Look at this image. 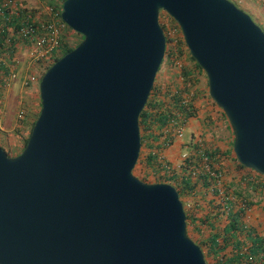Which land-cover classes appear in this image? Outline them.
<instances>
[{"label":"water","instance_id":"1","mask_svg":"<svg viewBox=\"0 0 264 264\" xmlns=\"http://www.w3.org/2000/svg\"><path fill=\"white\" fill-rule=\"evenodd\" d=\"M162 12L264 177V31L231 0H66L82 42L40 80L23 152L0 146V264H208L176 187L134 174L140 116L163 65Z\"/></svg>","mask_w":264,"mask_h":264},{"label":"built area","instance_id":"2","mask_svg":"<svg viewBox=\"0 0 264 264\" xmlns=\"http://www.w3.org/2000/svg\"><path fill=\"white\" fill-rule=\"evenodd\" d=\"M42 1L43 4L35 10L25 7L18 0H4L0 5L1 94H3L4 90H9L17 79L20 70L24 71L22 84L25 88L39 83L41 77L38 70L47 68L60 52L62 36L66 28V24L60 21V18L63 4L66 0ZM253 1L264 7V0ZM166 30L169 39L178 43L174 35L179 31L177 25L168 23ZM23 53H26L24 66L21 63ZM179 67L182 68L183 65L179 64ZM185 105L191 111V108L187 104ZM26 111L23 107L21 108V118L25 116ZM186 124V122L182 121L179 113L169 116L167 127L163 131L162 154L157 158L161 164L160 170L150 175L154 178H171L178 183L183 178L180 170H184L189 166V171H187L188 179L200 181V178H206L208 183L206 188H208L211 195L228 203L224 211L230 214L233 211L231 203L235 202L237 197L229 192L227 185H225V175L217 167L219 165L217 157L216 155L211 157L208 154L202 138L193 137L191 143H183V152L176 164H173L166 156H163V153L170 149L176 141L182 140ZM179 171L181 172L180 174H178ZM243 180L247 182L250 178L244 177ZM202 183L204 182L202 181ZM185 195L187 200L184 206L188 210H192L195 200L190 198L191 195L188 190Z\"/></svg>","mask_w":264,"mask_h":264},{"label":"trees","instance_id":"3","mask_svg":"<svg viewBox=\"0 0 264 264\" xmlns=\"http://www.w3.org/2000/svg\"><path fill=\"white\" fill-rule=\"evenodd\" d=\"M162 13L160 15V23L163 27L167 39L166 54L163 64L166 61L169 62L170 69L171 71H173L169 75V78L172 81L166 84H159L156 78V82L152 89L148 103L140 116L139 123L142 137V149L134 173L136 172L139 165H141L142 169H145V167H147L148 169H154L155 172H158V170H160L159 168L161 164L157 159V149H160V147L162 149L163 131L167 127V120L169 119V116H173L175 113H179L181 115L182 121L187 123L188 120L197 118L199 114L198 109H196L195 107V102H197V98L200 95H198V92H195V97H193L194 95L191 94V91L198 85V71L202 72L203 74L205 72L197 64L195 59L192 58L191 55H189V57L190 60L194 62V67L183 65L181 69L178 68V62L183 57V52L181 51L180 47L186 44L183 39L182 42L179 43V47L175 48L169 46V42H171V40L168 37L166 25L163 22ZM170 19L177 25V23L171 17ZM60 21L63 22L62 17L60 18ZM177 27L179 28L178 25ZM66 28L67 30H71L73 33H75L67 25ZM64 33L65 30L62 36V45L60 48V52L55 56L53 62L50 64V67L61 57L65 56L67 53L75 49L84 39L83 36H81L80 41L72 46L70 45L69 40H66V36H64ZM50 67H48L47 70ZM179 80L182 81L183 87L181 86V83L179 85ZM185 104H187L191 108V111L188 110ZM222 114L224 118L227 119L223 112ZM35 122L36 121L31 124L32 129ZM29 137L26 138L23 143L24 148L27 145ZM233 145L234 142L232 146ZM23 150L24 149H22V152ZM22 152L16 155H11L9 152L7 153L11 157H16ZM207 152L211 157H213V155H216L210 150H208ZM235 160L238 164L239 170H248L238 163L236 156ZM255 175L256 178H252L251 182H248L247 184L254 191H258L259 189L264 188V183L262 182L264 181V177L257 173H255ZM135 176H137L140 180L147 182L145 179L140 178L138 175ZM206 180V178H200V182H204L201 185L199 181L192 183V181L188 179L187 171H183V178L177 185L173 183L174 181L171 178L166 177L156 178L154 183H166L173 185L177 188L183 201L186 196L185 193L187 190L192 197L196 198L199 195L201 196L202 194H198L200 189L204 190L203 188L208 187V183L206 182ZM238 196L240 198L242 207H240L236 212H230L228 217L229 224L224 227L223 230L214 232L216 231L215 227H211V231L213 232V234H211L212 237H210L208 240H205L204 238L205 235L202 229V224H197L196 222V210L199 211L200 205L198 204L195 207L194 212H191L185 207V211L187 214L188 234L195 241V243H197L202 248L206 260L208 259V257H211L213 260L215 259V264H264V237L259 235L256 230L247 228L243 224L242 220L246 210L251 208L255 203L252 201H248L247 198L241 193H239ZM240 236H243L245 238V241L240 240ZM220 240L222 242H220ZM245 242H249V248L246 251L243 248ZM229 248H231L230 253L222 257V255L224 254L223 252H225Z\"/></svg>","mask_w":264,"mask_h":264},{"label":"rangeland","instance_id":"4","mask_svg":"<svg viewBox=\"0 0 264 264\" xmlns=\"http://www.w3.org/2000/svg\"><path fill=\"white\" fill-rule=\"evenodd\" d=\"M231 1L238 8H240L241 10H243L247 14H249L252 17L253 21L264 31V7H262L256 1H253V0H231ZM29 6H31V8H34L36 5H29ZM38 7H35L34 9H37ZM162 17H163V22L165 23V25H167L168 23L172 24V25L175 24L170 19V17L167 16V14L165 12L162 13ZM75 33H73L71 30H67V28L65 29L64 36H66L65 37L66 40H69L70 45H72V46L77 44L81 38V35H79V34L77 35ZM174 35H175V39L178 40V43L171 41V42H169L170 43L169 46L177 48V47H179V43L182 42L184 37H183L182 32H180V30L177 31ZM180 48H181V51L183 52V54H182L183 57L178 62V65L182 64V65H186V66H190V65L193 66L194 62L190 60V57H189L190 52H189L187 46L182 45ZM21 58H22V62H21L22 66H24V63L26 61L25 60L26 53H23ZM48 67H50V65ZM47 68H45L43 70H38L41 78L45 74V72L47 71ZM178 68L181 69V67H179V66H178ZM23 72H24L23 70H20L19 74L17 76V79L10 86L9 90L3 91V93H5L8 96V102L6 104L3 102L0 103V120H1V122H0V146L3 147L11 155H16V154L22 152V149H24L23 143H24L25 139L30 136V133H31V129H32L31 124L37 120L38 115L40 114V111H41V108H40L41 99H40V90H39L40 89V82L35 83L34 85H32L29 88L28 87L25 88L22 84V79L24 77ZM172 72L173 71H171V69H170L169 62L166 61L161 66V69L158 72L157 82L159 84H163V83L166 84L167 82L170 83V81H172V80L169 78V75ZM201 81L203 83L202 86H204V90H202V92L203 91L205 92L204 95H205V98L207 101L210 96H209L208 78H207L205 73L202 75ZM21 102H24L25 106H27V109H30L29 111H30V113H32V121L30 122V125H28V126H27V124L24 123V125H26V129H25L26 134H22V135L16 133V130L14 128V124H15V122L17 120V116H18V109H19ZM212 102H213V100H212ZM213 104L218 110L223 112L214 102H213ZM201 106L203 108L202 107L200 108L198 117L193 119L192 122L185 129L182 140L185 141L186 143H191L194 135L195 136L200 135V137L202 136L204 138H206V136H207L212 140L213 139L216 140L217 134L221 136V133L224 130L227 134L225 136L222 133L223 136H221V142L224 141V139H222L223 137L224 138L226 137V139H228V138L232 139V141H234V135H233L232 129L230 127V123H229L228 119L224 118L225 120L222 121L223 122L221 124L222 128L220 129L217 125H214L213 122H209V121L207 122L203 118L207 113H209V111L207 113H204V110H206V108H207V107H205V102ZM200 116H201V118H200ZM24 119H27V117L25 118V116H24L23 120ZM24 122H27V121H24ZM217 127H218V129H217ZM212 133H214V134H212ZM231 149L233 150V148H231ZM229 158H230V160H232L231 162L234 164V166H237L236 168L238 170V164L234 160L235 159V153L232 154ZM154 172H155V170L152 168L148 169L147 167H145V169H142L141 165H139L134 174L138 175L142 179H145L148 183H154L156 178L151 177V175ZM234 172L236 173L237 171L235 170ZM180 173L181 172L179 171L178 174H180ZM227 175L229 178L228 185L230 186L229 188H230V191L232 193L233 192L236 194L241 193L244 196H247L248 198H250V200H252L253 202H256L255 200H258L257 196L255 194L251 193L252 192L251 187H249V185L242 178H240V180H238L237 177L233 176V172H231V169L228 171ZM186 197L184 199H186ZM190 198L194 199L195 202H198L197 197L195 198V197L190 196ZM199 202H202V200ZM201 204H203V203H201ZM199 205H200V203H199ZM207 262H208V264H215L214 260L211 257H208Z\"/></svg>","mask_w":264,"mask_h":264},{"label":"crops","instance_id":"5","mask_svg":"<svg viewBox=\"0 0 264 264\" xmlns=\"http://www.w3.org/2000/svg\"><path fill=\"white\" fill-rule=\"evenodd\" d=\"M4 0H0V5L3 3ZM18 2H20L22 5H24L25 7H28L31 10H35V7L41 6L43 4L42 0H18ZM29 5H36L34 8H31V6ZM191 67H194V65H190ZM202 75L203 73L198 71V85L196 86L195 89H193L191 92L192 95H194L195 92H198V95H200L197 99V102H195V107L196 109H198V112L200 110V108L202 107L201 105L205 102V107L206 110H204V113H207L209 111V113H207L203 118L208 122H213L214 125H217L220 129L222 128L221 124L223 123L222 121L225 120L224 116L222 114V112L220 110H218L213 102L212 99L209 97V99L206 101L205 98V92L202 90H204V86L202 83ZM168 83V82H167ZM181 83V86L183 87V83L181 80H179V85ZM164 84V83H163ZM197 96V95H196ZM210 96V94H209ZM195 97V95L193 96ZM7 103L8 102V96L3 93H0V103ZM24 108V110L26 111L25 114V118L27 117V119L23 120V116L22 118L20 117V110L21 108ZM203 108V107H202ZM30 109H27V106H25L24 102L20 103L19 109H18V116H17V120L14 124V128L16 130V133L18 134H26L25 133V129H26V125H30V122L32 121V113H30L29 111ZM199 115V114H198ZM201 118V116H200ZM195 118H192L190 120L187 121L186 127L185 129L188 127V125L192 122V120ZM23 120V121H22ZM27 121V122H24ZM1 122V120H0ZM205 123V122H204ZM217 127V129H218ZM226 129V128H225ZM223 130V129H222ZM185 131V130H184ZM209 131V130H208ZM223 135L226 136V132L223 130ZM221 133V136H223ZM214 134V133H212ZM221 136L217 134V139L216 140H212L209 137L206 136V138L204 137H200L199 136H193V137H200L203 139L207 150L210 151H214L216 153V157H217V162L219 163V165L217 166L220 170L223 171L224 175H225V185H227L229 192L230 191V186L228 185V171L231 169V172H233V176L237 177L238 180H240V178H244V177H249L250 180H248L246 183L251 182L252 178H256L255 173L252 172V170H237V166H234V164L231 162L232 160H230V156L232 154H234V150H232L231 148H233L232 144L234 141H232V139H226V137L222 138L224 139L223 142H221ZM22 138V137H21ZM183 143H185V141L183 140H178L175 142V144L168 149L167 151H165L163 153V156H166L167 159H169L171 162H173V164L178 163V160L180 159V155L183 152ZM163 149V148H162ZM161 147L160 149H157V153L158 156H161L162 154V150ZM216 150V151H215ZM235 160V159H234ZM236 162V160H235ZM237 163V162H236ZM189 167L185 168L184 170H180L182 172L183 175V171H189L188 170ZM237 171L236 173L234 171ZM239 175V176H238ZM192 181V180H191ZM261 181V180H260ZM197 181H192V183H195ZM200 182V181H199ZM264 183V181H262ZM175 185L179 184V182L177 183L176 180H174L173 182ZM203 184L202 182H200V185ZM204 190L200 189L198 194H202L201 196L199 195L197 198L198 202L194 203V207L192 208V210H190L191 212L195 211V207L200 203V207H199V211L196 210V215L195 217L197 218L196 222L197 224H202V229L204 232V238L205 240H208L211 236V234H213V232L211 231V227H215L217 232L218 230H223L224 227H226L229 224V213L225 212L224 209L226 208V206L228 205V203H226L225 201H223L222 199H218L216 196L211 195V193L208 191V188H203ZM252 190V194H255L258 198V200H255L256 202H254L255 204L246 210L244 217H243V224L249 228V229H254L256 230V232L259 233V235L264 237V188L259 189L258 191H253ZM203 191V192H202ZM234 194L237 199H235V202L231 203L232 207H233V211L232 212H236L240 207H242V204L240 202V198H239V194L236 193H232ZM247 198L248 201H252L250 200V198H248L247 196H245ZM189 199V198H188ZM186 199L183 200V203L185 204ZM202 202H199L201 201ZM188 201H193V200H188ZM253 202V201H252ZM203 203V204H201ZM221 203V204H219ZM198 212V213H197ZM240 240H244L245 238L243 236H240L239 238ZM220 242H222L220 240ZM244 250L246 251L249 248V242H245L244 246H243ZM231 251V248L227 249L225 252H223L224 254L222 255V257L224 255L229 254ZM215 261V259H214ZM208 263V262H207Z\"/></svg>","mask_w":264,"mask_h":264}]
</instances>
